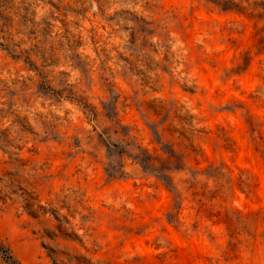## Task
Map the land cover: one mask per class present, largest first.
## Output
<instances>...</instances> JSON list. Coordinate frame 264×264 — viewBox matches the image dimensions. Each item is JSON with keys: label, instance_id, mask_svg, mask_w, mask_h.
I'll return each mask as SVG.
<instances>
[{"label": "rangeland", "instance_id": "rangeland-1", "mask_svg": "<svg viewBox=\"0 0 264 264\" xmlns=\"http://www.w3.org/2000/svg\"><path fill=\"white\" fill-rule=\"evenodd\" d=\"M0 244L264 264V0H0Z\"/></svg>", "mask_w": 264, "mask_h": 264}, {"label": "trees", "instance_id": "trees-1", "mask_svg": "<svg viewBox=\"0 0 264 264\" xmlns=\"http://www.w3.org/2000/svg\"><path fill=\"white\" fill-rule=\"evenodd\" d=\"M0 251L5 255L6 259L9 260L10 264H17L16 261L13 259V256L10 252V249L7 247H4L0 244Z\"/></svg>", "mask_w": 264, "mask_h": 264}]
</instances>
